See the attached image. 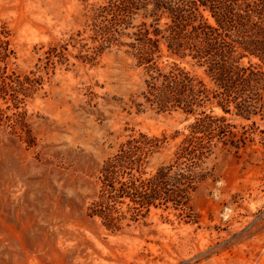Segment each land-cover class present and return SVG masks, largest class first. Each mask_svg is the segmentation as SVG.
I'll list each match as a JSON object with an SVG mask.
<instances>
[{
  "label": "rangeland",
  "instance_id": "obj_1",
  "mask_svg": "<svg viewBox=\"0 0 264 264\" xmlns=\"http://www.w3.org/2000/svg\"><path fill=\"white\" fill-rule=\"evenodd\" d=\"M85 19L81 0H0V28L17 53L12 67L29 70L36 45L66 37ZM72 61L28 102L26 130L0 122V264H264L257 147L217 151L213 175L191 196L196 222L157 209L147 223L111 233L88 215L99 169L131 129L168 137L158 167L188 121L147 107L136 113L145 76L125 53H105L94 65Z\"/></svg>",
  "mask_w": 264,
  "mask_h": 264
},
{
  "label": "trees",
  "instance_id": "obj_2",
  "mask_svg": "<svg viewBox=\"0 0 264 264\" xmlns=\"http://www.w3.org/2000/svg\"><path fill=\"white\" fill-rule=\"evenodd\" d=\"M81 2L83 26L36 45V62L24 72L12 67L11 33L0 28V122L26 130L28 102L72 59L94 65L105 53H125L145 76L136 113L178 112L188 123L158 167L168 137L131 129L103 161L87 213L111 233L147 223L157 209L196 222L191 196L213 175L208 163L218 150L257 147L264 167V0Z\"/></svg>",
  "mask_w": 264,
  "mask_h": 264
}]
</instances>
